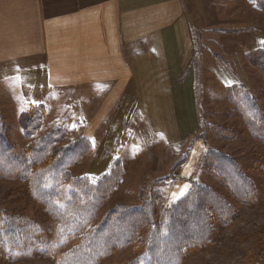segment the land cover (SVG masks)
Returning a JSON list of instances; mask_svg holds the SVG:
<instances>
[{"label":"rangeland","instance_id":"obj_1","mask_svg":"<svg viewBox=\"0 0 264 264\" xmlns=\"http://www.w3.org/2000/svg\"><path fill=\"white\" fill-rule=\"evenodd\" d=\"M184 7L195 45L188 67L196 99L195 132L178 144L171 136L162 137L157 131L163 126L153 121L158 117L154 107L153 120L148 122L142 115L138 123L122 128L120 120H91L95 109L87 107L91 103L85 99L72 109L50 112L0 106V135L7 142L0 149V158L5 155L0 168H11L7 152L22 158L34 142L61 130L57 138L64 140L58 150L71 144L85 148L80 151L82 158L69 168L72 177L89 176L95 181L117 159L121 163L120 180L97 222L117 207L142 205L157 191L159 199L153 203L160 213L184 197L196 181L227 201L232 218L216 220L212 241L191 251L182 264H264V11L255 0H184ZM249 99L257 109H251ZM212 151L230 157L251 181L253 194L246 202L235 198L213 171ZM181 175L184 180L175 182ZM0 208L20 221L26 234H34L35 244H41L36 254L21 257L22 247L0 244V264H61L74 247L65 241L63 224L33 195L29 180L0 176ZM143 241L100 264H129L144 251Z\"/></svg>","mask_w":264,"mask_h":264},{"label":"crops","instance_id":"obj_2","mask_svg":"<svg viewBox=\"0 0 264 264\" xmlns=\"http://www.w3.org/2000/svg\"><path fill=\"white\" fill-rule=\"evenodd\" d=\"M187 17L184 0H0V106L85 99L91 120L122 128L153 120L154 107L158 134L181 143L197 120Z\"/></svg>","mask_w":264,"mask_h":264},{"label":"trees","instance_id":"obj_3","mask_svg":"<svg viewBox=\"0 0 264 264\" xmlns=\"http://www.w3.org/2000/svg\"><path fill=\"white\" fill-rule=\"evenodd\" d=\"M255 2L264 11V0ZM249 100L251 109H257L255 101ZM61 135V130H57L37 140L22 158L7 152L11 168H0V176L29 180L33 195L63 224L67 234L65 241L74 247L66 253L61 264H100L112 254L142 240L144 251L129 264H182L191 251L212 241L216 220L229 222L232 218H229L232 208L223 197L194 181L184 197L162 208L160 213L153 203L159 199L157 191L150 199H144L142 205L117 207L97 222L98 213L120 180L121 163L117 159L106 174L95 181L89 176L74 178L69 168L82 158L80 151L85 148L71 144L58 150L56 146L64 140V137L57 138ZM5 146L7 142L0 135V149ZM3 155L2 164L5 161ZM210 156L214 159L213 171L233 196L242 202L250 199L253 194L251 181L238 165L230 157L215 151ZM22 228L20 221L0 208V244L22 247L20 257L36 254L41 244H35L34 234H26ZM144 229L147 232L141 239Z\"/></svg>","mask_w":264,"mask_h":264},{"label":"built area","instance_id":"obj_4","mask_svg":"<svg viewBox=\"0 0 264 264\" xmlns=\"http://www.w3.org/2000/svg\"><path fill=\"white\" fill-rule=\"evenodd\" d=\"M175 179H177V180H174L175 182H177V181H183L184 180V176H180V177H175Z\"/></svg>","mask_w":264,"mask_h":264}]
</instances>
